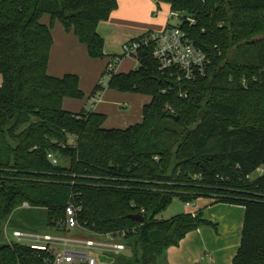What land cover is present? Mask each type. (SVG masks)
Segmentation results:
<instances>
[{
	"label": "trees",
	"instance_id": "1",
	"mask_svg": "<svg viewBox=\"0 0 264 264\" xmlns=\"http://www.w3.org/2000/svg\"><path fill=\"white\" fill-rule=\"evenodd\" d=\"M162 2L207 53V74L178 80L140 47L138 67L112 72L91 96L111 88L152 100L142 122L107 129L105 114L64 107L85 93L77 74L48 73L54 38L41 18L73 29L92 58L121 60L126 54L105 53L98 32L118 0H0V225L11 217L25 227L14 216L28 202L24 216L44 209L50 227H65L72 200L89 228L127 230L134 264H157L189 232L216 225L203 210L157 216L174 196L187 203L207 196L245 207L233 264H264V174L251 178L264 166V0ZM0 264L43 263L27 246L0 242Z\"/></svg>",
	"mask_w": 264,
	"mask_h": 264
},
{
	"label": "crops",
	"instance_id": "2",
	"mask_svg": "<svg viewBox=\"0 0 264 264\" xmlns=\"http://www.w3.org/2000/svg\"><path fill=\"white\" fill-rule=\"evenodd\" d=\"M157 2L158 0H118V7L111 13L109 19L98 24V32L105 41V53L120 54L109 51L112 41L120 40L123 49L126 42L147 31L160 32L164 29L166 19L161 22L158 15H155L164 2L160 3L161 5ZM41 21L52 26L54 38L48 73L58 77L68 73L77 74L80 78V87L86 94L83 100L65 99L64 107L67 110L80 112L85 108L103 113L106 115L103 126L107 129H124L143 121V108L152 100L148 94L106 88L92 105L90 102L92 96L88 94L92 93L98 83L110 57L92 58L87 46L79 40L73 29L66 30L59 20L52 22L50 15L45 14ZM128 58L129 56H126L117 62V72H128L135 68L133 61H128ZM2 82L3 76L0 74V85ZM188 207L190 208L188 213L205 209L203 212L206 218L216 222L219 228L216 227L213 232L207 226H201L189 232L179 245L168 248L164 263L233 264L241 243L245 207L240 204L216 202L206 197L197 198L189 203Z\"/></svg>",
	"mask_w": 264,
	"mask_h": 264
},
{
	"label": "built area",
	"instance_id": "3",
	"mask_svg": "<svg viewBox=\"0 0 264 264\" xmlns=\"http://www.w3.org/2000/svg\"><path fill=\"white\" fill-rule=\"evenodd\" d=\"M171 19L179 21V23L173 24ZM180 24L179 13L171 10L163 30L151 32L142 39L126 42L123 45L122 54H126V56L137 55L140 47L147 46L152 49L153 56L162 73L171 72L178 80L188 81L196 80L197 77H205L211 61L207 53L196 45L187 32L180 27ZM119 60V57H116L109 62L108 70L100 83H107L112 72L116 71ZM100 95L101 93H98L90 98L92 105ZM169 109L171 108L169 107ZM48 158L54 164L58 163V158L53 153H49ZM262 174H264V166L260 168L259 175ZM28 208H30L29 203L24 202L20 209ZM79 210H81V206L70 200L65 207V227L62 226L61 222L51 227L58 234H71L73 232L74 235L72 236L26 230L12 225L10 217L3 222V241L10 245L18 243L27 246L42 257L43 264H101L96 256L113 255L119 257L127 250L125 243L127 230L99 232L89 228L79 221ZM143 211L142 209L141 212ZM87 235L88 237H86Z\"/></svg>",
	"mask_w": 264,
	"mask_h": 264
},
{
	"label": "rangeland",
	"instance_id": "4",
	"mask_svg": "<svg viewBox=\"0 0 264 264\" xmlns=\"http://www.w3.org/2000/svg\"><path fill=\"white\" fill-rule=\"evenodd\" d=\"M170 11H171V8H169V5L167 3H163L161 5V9H158V11L155 13V15H158V18L161 20V22L164 21L165 19H166V22H167ZM171 22L173 24L179 23V21H175L173 19H171ZM155 31H157V30H155ZM112 42L113 43L111 44L110 48H108L109 51H114L115 53H120V54L123 53L122 44H120L121 43L120 40L117 39V40L112 41ZM128 56H129L128 61L132 60L133 63L135 64L134 67H138L139 62H138L137 55H128ZM102 58H104V57H100V59H102ZM107 70H108V65H106L104 67V72L106 73ZM102 78H104V77H102L100 75V78H99L98 82H100L102 80ZM90 95H91V93L88 94V96H90ZM85 98H86V94H85V96L83 98H77V100H83ZM88 99H89V97H88ZM259 174H260V169H257L252 174L251 178H255V177L259 176ZM203 197L209 198L207 196H203ZM188 209H190V208L188 207L187 202L181 200L178 196H174L173 199H172V202L168 206V208L164 212L159 214L157 217L160 220H166V219H169L172 216L180 214V213H188L187 212ZM21 210L22 211H17L15 213L14 218H17V220L19 222H22L25 225V227H22V228H24L26 230H31V231L40 232V233L57 234V235H60V236H72V235H74L73 232H71V234H61V233L58 234L57 232H55L47 224V217H46V213H45L44 209L38 210L40 212H38L37 210L36 211L35 210L31 211V212H29L28 216H24V213L27 212L28 209H21ZM203 211H205V209ZM204 216H205V213H204ZM207 219L210 220L209 218H207ZM210 221H212V220H210ZM213 223H216V222H213ZM207 227L209 229H212L213 232L217 228H219V227H217V225H213V226L208 225ZM3 229H4L3 228V224H1L0 225V242H4L3 241ZM86 237H88V235ZM90 237H92V236H90ZM211 240L212 239H210V241ZM125 243L127 245V250L124 251L119 257H115L113 255H110L111 257L110 256L98 257V256L95 255L97 257V259H98V262L101 263V264H134L135 255L133 253V250L130 248L129 242L126 241ZM174 246H177V245H174ZM165 258H166V256H165ZM157 264H165V263H164V260H162V258H161L158 261Z\"/></svg>",
	"mask_w": 264,
	"mask_h": 264
},
{
	"label": "water",
	"instance_id": "5",
	"mask_svg": "<svg viewBox=\"0 0 264 264\" xmlns=\"http://www.w3.org/2000/svg\"><path fill=\"white\" fill-rule=\"evenodd\" d=\"M177 118H179V116L177 117ZM132 218H134V219H137V220H139V221H143V219H144V216H142V215H140V214H134V215H132L131 216Z\"/></svg>",
	"mask_w": 264,
	"mask_h": 264
}]
</instances>
